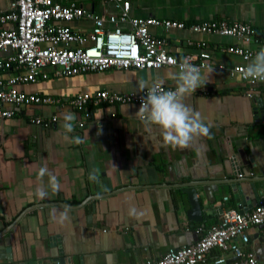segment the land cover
<instances>
[{
	"label": "crops",
	"instance_id": "1",
	"mask_svg": "<svg viewBox=\"0 0 264 264\" xmlns=\"http://www.w3.org/2000/svg\"><path fill=\"white\" fill-rule=\"evenodd\" d=\"M12 1L0 0V15L10 11ZM55 1L75 3L107 19L118 14L115 0ZM130 1L132 17L177 19L188 26L213 20L249 23L258 39L264 38V0ZM68 24L87 32L94 23L85 17ZM13 25L0 22V29ZM106 25L113 27L109 21ZM121 26L132 29L127 21ZM188 26L169 32L151 28L169 37L179 57L199 53L202 42L212 54L207 83L185 100L209 126V135L187 148L165 147L159 129L146 127L135 115L138 104L92 103L89 116L72 103L81 92H139L157 83L175 88L176 67L111 68L71 76L48 69L49 78L20 86L57 101L0 118V264H143L171 247L194 243L200 226L209 228L228 208L239 209L233 181L248 180L242 182L248 188L253 180L261 192L244 209L264 201V84L241 81L221 68L247 65L254 58L245 59L229 47L256 49L260 43L192 32ZM68 113L77 120L66 139L61 124ZM37 116L44 123L33 122ZM76 135L82 143L72 142ZM188 184H198L203 220L189 215L191 205L182 191ZM249 232L246 248L264 264V226Z\"/></svg>",
	"mask_w": 264,
	"mask_h": 264
},
{
	"label": "built area",
	"instance_id": "2",
	"mask_svg": "<svg viewBox=\"0 0 264 264\" xmlns=\"http://www.w3.org/2000/svg\"><path fill=\"white\" fill-rule=\"evenodd\" d=\"M118 14L108 19L88 13L75 3L64 4L55 0H13L10 11L0 15V22H13L11 28L0 29V118H10L21 113L30 105H44L56 102L51 96L27 92L20 88L24 83L47 79L48 69L56 75L71 76L91 71L107 69H160L178 65L185 57L201 70L212 66V54L205 42L198 43L199 53H186L179 57L171 49L168 36H157L152 27L185 29L188 25L177 19L157 17L138 18L131 16L130 0H115ZM89 17L93 20L90 31L81 32L68 23ZM111 22L113 27H107ZM130 22L132 29L121 26ZM188 28L192 32L217 33L237 37L244 43H260V48L248 49L243 46L229 47V51L250 59L264 48V38L258 39V31L249 23H230L227 20H213L194 23ZM245 64L221 68L227 69L232 76L241 81V69ZM264 84V81H255ZM155 85L164 90H174L162 83ZM154 85V86H155ZM149 89V88H148ZM117 93L100 90L96 93L81 92L72 103L79 110L91 115L90 104L107 102L135 103L141 101L147 90ZM32 121L42 124L39 116ZM46 126L50 123L46 122ZM83 125V123H82ZM229 197H226V200ZM264 226V201L252 210L228 208L220 222L209 228L203 225L197 229L199 238L192 244L171 247L157 259H149L143 264H260L257 254L246 248L251 239L250 228ZM219 249L220 253H215Z\"/></svg>",
	"mask_w": 264,
	"mask_h": 264
},
{
	"label": "clouds",
	"instance_id": "3",
	"mask_svg": "<svg viewBox=\"0 0 264 264\" xmlns=\"http://www.w3.org/2000/svg\"><path fill=\"white\" fill-rule=\"evenodd\" d=\"M212 71L213 68H208L207 76H203L201 68L185 57L179 63L178 71L174 73V90H164L155 85L142 98L135 115L146 127L155 126L159 129L165 147L173 150L184 149L197 139L209 135V126L204 123L200 113L185 103V100L207 83ZM240 75L246 81H264V48L241 69ZM76 120L75 114L63 115L61 127L66 139L69 138L68 134L75 131ZM71 140L75 144L83 142L78 135L72 136Z\"/></svg>",
	"mask_w": 264,
	"mask_h": 264
},
{
	"label": "water",
	"instance_id": "4",
	"mask_svg": "<svg viewBox=\"0 0 264 264\" xmlns=\"http://www.w3.org/2000/svg\"><path fill=\"white\" fill-rule=\"evenodd\" d=\"M243 181L248 180H235L233 181V188L235 191V196L240 205V210L244 212L246 209H244V206L246 204H249L252 202V196L253 194L255 196H258L261 194V192H258L257 186L255 184V181L249 180L250 186L248 188H245L242 184ZM206 183H201L199 185H205ZM198 184H188L186 186H183V193L187 194L188 200L191 205V209L189 211V215L194 220H203V207L201 203V199L199 197V191L197 189ZM205 191L208 193V189L205 188ZM58 262V260L56 261ZM61 262V261H60ZM60 264H64V261H62Z\"/></svg>",
	"mask_w": 264,
	"mask_h": 264
}]
</instances>
